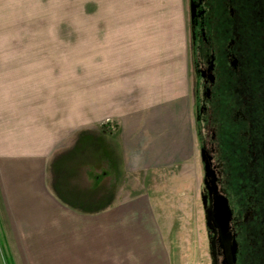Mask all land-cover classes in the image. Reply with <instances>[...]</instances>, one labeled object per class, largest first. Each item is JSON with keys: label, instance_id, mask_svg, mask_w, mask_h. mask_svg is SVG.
Instances as JSON below:
<instances>
[{"label": "crops", "instance_id": "obj_1", "mask_svg": "<svg viewBox=\"0 0 264 264\" xmlns=\"http://www.w3.org/2000/svg\"><path fill=\"white\" fill-rule=\"evenodd\" d=\"M147 1V12L158 9L159 0ZM167 3L174 9L177 0ZM139 35H103L92 107L107 113L86 120L82 94L69 99L67 79L35 66L34 52L0 51V258L5 250L10 264H172L163 229L170 216L154 190L197 191L191 80L185 98L179 77L175 91L158 93L167 78L145 60L156 39ZM138 40L144 45L132 56L127 43Z\"/></svg>", "mask_w": 264, "mask_h": 264}, {"label": "flooded vegetation", "instance_id": "obj_2", "mask_svg": "<svg viewBox=\"0 0 264 264\" xmlns=\"http://www.w3.org/2000/svg\"><path fill=\"white\" fill-rule=\"evenodd\" d=\"M188 49L206 264H264V0H189Z\"/></svg>", "mask_w": 264, "mask_h": 264}, {"label": "rangeland", "instance_id": "obj_3", "mask_svg": "<svg viewBox=\"0 0 264 264\" xmlns=\"http://www.w3.org/2000/svg\"><path fill=\"white\" fill-rule=\"evenodd\" d=\"M165 1L159 0L160 7L157 5L158 9L152 13L145 10L146 3L152 4L147 0H0V51L34 52L35 66L50 67L47 71L53 80L60 75L65 81L67 79L69 99L75 97V94L71 96V92L75 93L76 89L82 94L86 120L91 118L95 110L99 114L107 113V110L102 109V104L99 108L92 107L94 93L100 90L97 89L98 83L93 85L91 67L96 61V67L101 68V50L106 47V43L102 41L105 39L103 35L125 33L140 37L139 34L148 33L156 40L148 42L151 56L145 59L147 65H154L159 69L160 79L167 78L164 90H159L158 93L162 92L163 96H166L175 91L177 84L174 83L171 87L172 78L179 77L177 90L183 96L186 89L185 78L188 77L190 81L192 76L190 61L187 63L186 57V52L189 53V0H177L174 9L167 3L168 0ZM209 1L213 8H217L220 3V0ZM217 11L220 15L219 10ZM124 19L126 25H123ZM144 23L148 25L143 26ZM94 35L97 37L96 43L92 42ZM127 44L132 46L134 56L144 42L138 40ZM175 49L179 50L178 54ZM129 62L132 65L139 64V59L123 58V63L128 65ZM156 88L159 87L151 86L149 94ZM132 96V100L139 103L138 93H133ZM189 96L191 97V94ZM200 181L199 176L195 181L196 192V187L193 189L191 186L192 191L181 185L161 187L160 192L154 190L159 193L158 208L170 216L164 218L163 229L167 253L172 264L207 263L204 224L199 212ZM3 241H6L5 236L0 233V245ZM3 256V261L0 258V264L7 263L5 250Z\"/></svg>", "mask_w": 264, "mask_h": 264}, {"label": "trees", "instance_id": "obj_4", "mask_svg": "<svg viewBox=\"0 0 264 264\" xmlns=\"http://www.w3.org/2000/svg\"><path fill=\"white\" fill-rule=\"evenodd\" d=\"M6 264H10L8 259H7V263Z\"/></svg>", "mask_w": 264, "mask_h": 264}]
</instances>
